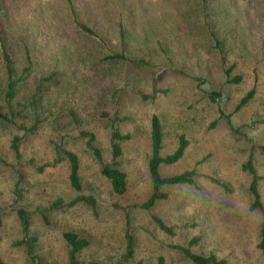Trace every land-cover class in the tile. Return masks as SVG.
<instances>
[{
    "label": "rangeland",
    "instance_id": "374dc122",
    "mask_svg": "<svg viewBox=\"0 0 264 264\" xmlns=\"http://www.w3.org/2000/svg\"><path fill=\"white\" fill-rule=\"evenodd\" d=\"M119 27L132 61L103 60L121 49ZM1 42L13 79L20 78L7 104L0 47V107L11 118L0 119L2 261L29 264L25 246L15 245L21 237L15 209L23 207L44 264H67L66 231L88 241L76 256L78 264H155L157 256L165 264H193L170 247L192 236H198L191 247L196 254H212L225 264H264L257 248L261 216L250 208V176L241 168L251 152L256 173L264 177V0H0ZM230 65L231 74L242 76L239 83L224 82L223 68ZM252 84V98L232 112ZM153 88L166 92H157L153 100L140 97ZM211 91L220 92L215 102L207 96ZM151 113L162 122V154L175 147L180 134L187 140L180 160L162 166L161 174L185 169L195 174L191 184L164 186L166 198L143 209L139 204L150 193ZM114 114L117 128L130 135L117 158L126 175L122 194L111 190L78 135L92 132L93 144L109 162ZM214 119L215 126L208 127ZM13 135L19 138L18 159L9 146ZM55 145L77 154L81 192L93 196L95 207L45 210L44 220L39 210L75 195L65 160L36 169L57 156ZM258 190L264 206V180ZM122 208L133 248L125 261ZM152 216L173 233L161 231Z\"/></svg>",
    "mask_w": 264,
    "mask_h": 264
},
{
    "label": "trees",
    "instance_id": "16d2710c",
    "mask_svg": "<svg viewBox=\"0 0 264 264\" xmlns=\"http://www.w3.org/2000/svg\"><path fill=\"white\" fill-rule=\"evenodd\" d=\"M77 27L84 31L89 35H94L93 31L82 24H77ZM118 39L120 42V50L117 52L108 53L103 56V60H120V61H132L127 56L124 48L125 39L124 32L121 27L118 30ZM1 47V60L4 67L6 84L4 91V98L6 103L8 104L9 99L12 97V94L15 90V85L18 80L13 79V67L10 56L8 55L3 43L0 44ZM164 53V52H163ZM168 57V61H170V56ZM28 65L22 70V75L27 71ZM233 66H227L223 68L224 82L225 83H239L242 79L240 74H231ZM180 71V70H179ZM184 72V71H182ZM185 73V72H184ZM160 92L164 94L166 91L164 89H152V93H140V97L142 99H150L153 100L155 94ZM254 94V84L238 99L237 103L234 105L232 112L238 111L243 105H245ZM208 98L211 102H215V99L220 96L219 91H211L208 93ZM35 111V115L37 110ZM231 112V113H232ZM220 115L222 114L221 110H218ZM11 117L13 115L10 113ZM231 114H225L226 118H229ZM0 119L4 121H11V118H8L6 114H4L0 107ZM118 119L114 116L110 119V133H109V151H110V161L106 162L102 158L101 151L98 147H96L94 142V134L92 132H88L86 130H79L78 135L82 137L84 140V144L86 148H88L94 158L99 163V173L101 176L106 178L110 184L111 190L116 194H122L126 188V175L120 170L117 166V158L121 154V142L129 139L130 135L128 133H122L117 126L115 125V121ZM216 124V119L212 120L208 127H214ZM230 128L237 132L239 128H234L230 126ZM21 129L25 130L21 127ZM26 130H29L28 128ZM148 136H149V154L147 158V172L150 178V193L147 199L139 204V207L143 209L151 208L155 202L165 199L166 193L163 191L164 186H176L182 184H191L193 183L194 170L185 169L178 173L172 175H163L160 172V168L162 166H169L175 164L180 160L183 156L185 149L187 147V140L184 138V135L180 134L177 138V143L175 147L166 154L161 153L162 149V141H163V126L161 119L156 113H151L149 116L148 123ZM18 136L13 135L10 139V149L12 150L16 159L19 158V150H18ZM56 151V157L51 162H46L36 167L38 172H41L44 167L54 166L62 160L66 161L67 165V174L66 179L69 188L75 193L73 197H71L67 201H63L62 198H56L47 206L46 209L39 210L40 216L46 220L44 215L45 210L59 209V208H71L77 204H85L89 206L91 209L95 207V200L90 194H83L82 185L80 182L79 176V158L77 154L71 150L61 148L59 145L54 146ZM242 170L247 171L250 176L249 183L247 186V191L251 197L252 202L250 203V208L258 210L261 216V220L259 223L258 229V242L257 248L259 249L263 259H264V206L260 200V194L258 190L259 181L264 180L263 176H260L256 173L253 163H252V155L249 152L246 161L241 165ZM124 211V239H125V247L124 253L122 255V260H127L132 257L133 248H132V238L130 234V225H129V217L125 208H122ZM15 215L19 223V228L21 232V237L19 240L15 242V245H24L27 257L29 259V264H44L39 255L35 252V237L29 234V226L30 221L28 218V211L23 207H18L15 209ZM152 220L156 224V226L166 234L171 235L173 233V227L166 225L159 217L152 216ZM62 238L67 246V264H78L76 260L77 254L87 247L88 241L87 239L78 236L76 233L72 231H66L62 234ZM198 241V236H192L189 238L184 245H170L172 249H175L182 253L188 260H190L193 264H225L224 260L217 259L214 255H201L196 254L191 250V247L196 244ZM0 264H7L6 262L0 259ZM47 264H59L57 262H50ZM87 264H95L93 262H88ZM134 264H140L139 261ZM155 264H165L163 256H157Z\"/></svg>",
    "mask_w": 264,
    "mask_h": 264
}]
</instances>
